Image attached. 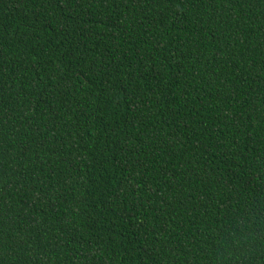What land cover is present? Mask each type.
Returning <instances> with one entry per match:
<instances>
[{"label":"trees","instance_id":"obj_1","mask_svg":"<svg viewBox=\"0 0 264 264\" xmlns=\"http://www.w3.org/2000/svg\"><path fill=\"white\" fill-rule=\"evenodd\" d=\"M0 264H264V0H0Z\"/></svg>","mask_w":264,"mask_h":264}]
</instances>
